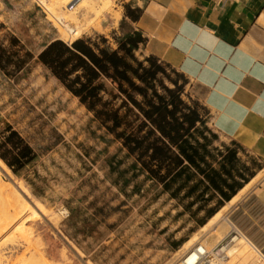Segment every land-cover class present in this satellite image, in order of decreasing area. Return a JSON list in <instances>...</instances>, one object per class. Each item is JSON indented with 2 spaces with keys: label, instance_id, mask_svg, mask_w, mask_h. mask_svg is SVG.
Here are the masks:
<instances>
[{
  "label": "trees",
  "instance_id": "1",
  "mask_svg": "<svg viewBox=\"0 0 264 264\" xmlns=\"http://www.w3.org/2000/svg\"><path fill=\"white\" fill-rule=\"evenodd\" d=\"M141 15L142 10L125 6L126 18L136 21ZM3 28L0 24V31ZM113 41L106 36L81 37L71 44L55 39L35 54L10 35L0 39V73L19 81V75L30 71L34 63L42 65L92 114L91 122L101 131L95 136L107 147L120 143L134 158L136 175H146L160 194L182 208L180 215L190 214L200 228L257 174L241 162V148L235 142L224 150L211 148L218 135L207 125V109L203 113L197 102L184 99L188 80L183 75L154 57L137 56L145 42L142 34H113ZM45 140L35 149L10 122L0 120V159L15 176L29 182L37 197L44 194V188L29 175L41 157L64 142V136L53 129ZM106 162L109 175L121 166L114 155ZM91 193L83 198L85 208H69L67 225L84 239L101 226L115 229L117 224L108 222L111 216L122 213L126 217L130 211L123 210V205L100 204L97 197L90 200ZM66 231L75 239V233Z\"/></svg>",
  "mask_w": 264,
  "mask_h": 264
},
{
  "label": "rangeland",
  "instance_id": "2",
  "mask_svg": "<svg viewBox=\"0 0 264 264\" xmlns=\"http://www.w3.org/2000/svg\"><path fill=\"white\" fill-rule=\"evenodd\" d=\"M113 1L101 26L111 22L113 13L118 12L117 0ZM0 24L4 25L1 40L14 35L35 54L50 41L59 39L58 31L33 0H1ZM126 30L117 35H124ZM99 31L90 28L81 37L106 36L114 43L113 34ZM184 99L189 103L197 102L205 112L200 96L189 86V81ZM0 120L10 122L35 149L45 144L53 129L64 136V142L41 157L29 175L44 188L40 197L33 194L34 197L28 198L19 188L22 178L0 166L2 178L19 190L30 204L35 206L38 200L46 207V213L39 211L36 223H28L32 230L29 242L16 230V223L0 234L1 264H44L42 257L48 264H180L185 255L180 250L200 228L190 214L180 215L182 208L176 201L168 200V195L160 194V189L155 188L146 175H136L132 170L134 158L127 155L120 143L107 147L96 137L101 131L91 122L92 114L56 79L48 76L42 65L34 63L30 71L19 75V81L0 73ZM209 123L210 118L207 125L213 131ZM231 145V141L218 135L211 148L224 150ZM111 155L121 166L109 175L106 158ZM238 157L257 175L263 170L258 160L243 150ZM122 172L124 175L120 177ZM22 180L33 193L29 182ZM86 180L91 183L84 185ZM263 180L264 174L252 184L247 195ZM94 186L95 191L91 193ZM89 193L90 200L97 197L100 204L123 205V210L130 211L126 217H121L122 213L111 216L108 222L116 223L115 229L101 226L84 239L73 226L67 225L70 215L65 217L63 212L67 209L70 213L69 208H85L87 202L83 198ZM234 207L225 214L230 221ZM55 215L58 221L53 219ZM224 218L222 222L227 219ZM66 230L75 233V239Z\"/></svg>",
  "mask_w": 264,
  "mask_h": 264
},
{
  "label": "crops",
  "instance_id": "3",
  "mask_svg": "<svg viewBox=\"0 0 264 264\" xmlns=\"http://www.w3.org/2000/svg\"><path fill=\"white\" fill-rule=\"evenodd\" d=\"M119 23L100 34L140 33L137 54L154 57L183 75L196 90L210 126L235 142L264 170V0H117ZM142 10L136 21L125 6ZM111 42V41H110ZM233 231L264 262V184L231 212Z\"/></svg>",
  "mask_w": 264,
  "mask_h": 264
},
{
  "label": "bare ground",
  "instance_id": "4",
  "mask_svg": "<svg viewBox=\"0 0 264 264\" xmlns=\"http://www.w3.org/2000/svg\"><path fill=\"white\" fill-rule=\"evenodd\" d=\"M33 2L47 15L48 22L58 31L59 39L70 44L79 39L90 28L102 30V18L105 13L111 11L114 3L113 0H33ZM112 19L117 25L121 19L120 13L115 11ZM0 166L13 174L1 159ZM263 174L264 170L259 172L231 201L194 233L180 250L182 254H185L180 264H192L194 262L196 256L199 255L198 251H201L197 249L198 242L202 244V247L210 249L230 238L233 225L225 214L247 195L252 184ZM19 188L28 198L34 197L22 179H20ZM39 211L46 213V207L43 203L37 200L35 206L30 204L19 190L2 178L0 173V234L16 223V230L19 231L24 240L29 242L28 237L32 230L28 223L37 222L36 220L40 216ZM222 218L227 219L222 222ZM53 219L58 221L59 217L55 215ZM226 251L231 264H264L254 246L244 236L234 238ZM41 259L44 264H48L43 257Z\"/></svg>",
  "mask_w": 264,
  "mask_h": 264
},
{
  "label": "built area",
  "instance_id": "5",
  "mask_svg": "<svg viewBox=\"0 0 264 264\" xmlns=\"http://www.w3.org/2000/svg\"><path fill=\"white\" fill-rule=\"evenodd\" d=\"M63 213L65 214V217H69L70 215L67 209H65ZM239 236L242 235L232 230V234L229 239L222 241L217 247L210 249L202 247V244L198 242L197 249L201 251H198L199 255L196 256V259L192 264H231L230 258L227 255L226 248L229 246V243L234 241V238H237Z\"/></svg>",
  "mask_w": 264,
  "mask_h": 264
}]
</instances>
